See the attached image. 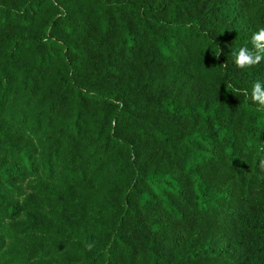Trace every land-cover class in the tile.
<instances>
[{
    "label": "trees",
    "instance_id": "trees-1",
    "mask_svg": "<svg viewBox=\"0 0 264 264\" xmlns=\"http://www.w3.org/2000/svg\"><path fill=\"white\" fill-rule=\"evenodd\" d=\"M262 27L264 0H0V264H264V61L234 63Z\"/></svg>",
    "mask_w": 264,
    "mask_h": 264
},
{
    "label": "clouds",
    "instance_id": "clouds-1",
    "mask_svg": "<svg viewBox=\"0 0 264 264\" xmlns=\"http://www.w3.org/2000/svg\"><path fill=\"white\" fill-rule=\"evenodd\" d=\"M251 49L248 47H241L235 54L234 63L237 67L252 68L264 61V27L258 29L251 38ZM251 101L264 108V85L259 81L255 82L251 91ZM95 247V242H88L85 248L91 251Z\"/></svg>",
    "mask_w": 264,
    "mask_h": 264
}]
</instances>
